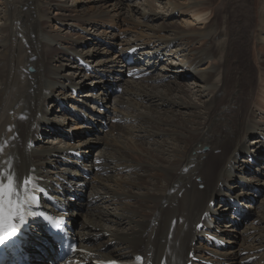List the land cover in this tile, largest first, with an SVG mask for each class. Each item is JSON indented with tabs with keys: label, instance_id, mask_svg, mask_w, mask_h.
<instances>
[{
	"label": "bare ground",
	"instance_id": "1",
	"mask_svg": "<svg viewBox=\"0 0 264 264\" xmlns=\"http://www.w3.org/2000/svg\"><path fill=\"white\" fill-rule=\"evenodd\" d=\"M81 1L0 0V179L8 183L12 175L20 192L24 178L38 175L59 199L56 185L76 193L71 215L80 210L87 219L71 223L81 246L93 254L84 258L88 263L141 254L146 264H185L192 253L218 264H242L250 257H256L252 264H264V103L258 97L264 82H256L264 76V52L255 56L260 65L248 55L252 40L264 47V0ZM52 6H59L54 18ZM178 9L194 12V21L202 23L193 27L177 19ZM207 9L211 14L199 15ZM260 9L256 28L244 24ZM224 14L231 21L219 22ZM51 20L63 29L47 30ZM73 28L80 36L66 31ZM237 29L251 30L238 35ZM222 37L226 47L216 40ZM132 48L138 49L130 66L151 72L144 79L122 78L123 52ZM246 48V55L240 53ZM80 60L93 72L86 73ZM114 81L126 89L109 118L130 123L112 125L104 134L77 116L88 114L99 123L103 112L91 103H107ZM74 89L88 90L76 98ZM56 104L60 114L52 113ZM47 134L53 137L38 143ZM96 144L102 146L96 159H105L102 170L109 174L96 173L79 186L85 179L65 152L88 157ZM261 195V204L252 205ZM228 197L253 211L242 225L233 221ZM200 222L206 229H197ZM208 233L228 247L209 246ZM34 241L37 264H50L55 253L49 240L35 250Z\"/></svg>",
	"mask_w": 264,
	"mask_h": 264
},
{
	"label": "rangeland",
	"instance_id": "2",
	"mask_svg": "<svg viewBox=\"0 0 264 264\" xmlns=\"http://www.w3.org/2000/svg\"><path fill=\"white\" fill-rule=\"evenodd\" d=\"M80 2H83V1H81V0H79ZM172 1H174V2H185V1H196V0H172ZM228 3H234L233 1H236V0H226ZM263 1V0H262ZM106 2H110L109 0H107ZM220 2H221V0H220ZM58 4V3H57ZM84 4H86V2L84 3ZM235 4V3H234ZM236 5V4H235ZM86 6H88L87 4H86ZM58 7L59 6H52V8L51 9H48L50 12H49V15L51 14L52 16H53V18L56 16V13L58 12ZM73 12V13H72ZM72 12H70V13H72V14H75L74 13V11H72ZM211 12H212V9H207V10H204L203 11V13H201V14H199V15H204L205 16V14H211ZM194 13V12H193ZM190 14V15H188V14H186V13H182L181 11H180V9H178L177 10V19H179V20H185V21H188V23L189 24H192V26L193 27H198V25H200L201 23H202V19H200L199 21H194V19H195V15L194 14ZM254 14L255 13H257L256 14V16L254 15V16H252V18H251V21H249V22H247V21H244V24H249L250 25V27L252 26V27H254V26H256V23H257V21H258V16H259V14H263L262 13V10L260 9L259 10V12H253ZM219 14H221V12L219 13ZM192 16V17H191ZM225 16H226V14H224V17H222V16H220L219 15V17H218V21L219 22H221L222 21V18L223 19H226L227 21H231V15H229V16H227L226 18H225ZM49 22H51V23H49ZM193 22V23H192ZM254 22V23H253ZM182 24H184V23H182ZM194 25H196V26H194ZM254 25V26H253ZM46 29L47 30H52V31H55V30H57V27L56 26H58V28H62L63 26L61 25V24H59L58 22H54L53 20H51V21H46ZM50 26H51V29H50ZM254 28H256V27H254ZM63 29V28H62ZM116 29H117V32H119V33H121L122 32V30H120L119 29V27H116ZM138 30H140V27L138 28ZM248 30H251V29H248ZM248 30H246V29H244V30H242V29H237V33H238V35H241V34H243L242 32L243 31H248ZM66 31H69V33H71V34H74V35H76V36H80V33H81V30H79V29H67ZM249 34V33H248ZM224 38L225 37H222V38H220V39H216V40H222V47H226L227 46V41L226 40H224ZM245 40V41H244ZM253 41V40H252ZM249 42L246 38H244L243 39V43H244V45H247L248 44V42H249V44H248V49L250 50H247V48L246 49H244L243 50V52H240V53H245V55H246V52L247 51H249V53H248V55L251 57V58H249V60L250 61H252L253 59H256V63L257 64H259L260 65V63H261V60H260V58H256L255 56H259L260 54H262L263 52H264V47L261 45V42L259 41V40H257V42L255 43V41L254 42ZM211 43V41H208V45ZM254 43V44H253ZM238 44H240L239 42H238ZM251 45V46H250ZM262 46V47H261ZM254 47H256V52H254L253 51V48ZM233 49H237V48H239V46H237V45H233V47H232ZM245 51V52H244ZM261 52V53H260ZM115 53H117V51L115 52ZM255 53V54H254ZM230 56L232 57L233 56V53H231L230 54ZM173 58V60H175V59H177V57L176 56H173L172 57ZM171 63H174L175 64V61H172ZM235 65L236 66H241V64H242V60H236L235 62ZM208 64H210V62L208 63ZM205 65H207V64H205ZM65 71H68V69H65L63 72H65ZM232 72H234L235 74H238V70H235V71H232ZM259 74V71H257V69H256V74ZM261 75V74H260ZM258 78V79H257ZM218 79H219V77H218ZM256 82H258V85L260 84V86H263V85H261V83L262 82H264V76H256ZM187 81V80H186ZM255 81V80H254ZM260 82V83H259ZM257 90H259L258 88H256ZM88 90V89H87ZM264 90V89H263ZM85 92V91H84ZM256 93V92H255ZM79 95H81V94H79ZM197 95V94H196ZM75 96V95H74ZM75 97H77V96H75ZM258 97H259V100L260 101H262L263 103H264V92L263 93H261V94H259L258 95ZM78 98V97H77ZM112 101H113V98H112ZM58 108H59V105L58 104H56L54 107H52L51 108V110H52V113L53 114H55V110L57 111L58 110ZM57 114H60V113H58V111L56 112ZM71 123H68V126L70 125ZM52 137V135H48V136H45V137H43L44 139H50ZM254 138V136H252V137H250V139L252 140ZM77 139V138H76ZM76 139H74V140H76ZM46 145H49V144H46ZM95 149H99V147H96ZM262 161H263V158H262ZM124 176V174L122 175V177ZM117 178H121V176H119V177H117ZM126 187H128V186H126ZM262 197H263V195H261L260 197H259V204L261 203V199H262ZM220 200H216V202H214L215 203V205L219 202ZM133 202V200H131V201H127L126 200V203H132ZM85 219H87V216H86V214H85V212H83L82 214H81V211H80V214L78 215V216H76V220H77V222L78 223H82ZM225 220H227V219H223V221H225ZM110 238V236H105L104 237V239L106 240V239H109ZM109 245H111V246H114L115 245V243H111V244H109Z\"/></svg>",
	"mask_w": 264,
	"mask_h": 264
},
{
	"label": "snow or ice",
	"instance_id": "3",
	"mask_svg": "<svg viewBox=\"0 0 264 264\" xmlns=\"http://www.w3.org/2000/svg\"><path fill=\"white\" fill-rule=\"evenodd\" d=\"M8 183H4L0 179V244L9 240L10 237L17 233L18 228L26 222V218L31 215H37L33 211L34 207H38L36 197L22 196L21 192L16 190L13 184V177H7ZM23 185H33L31 188H24L23 191L41 192L42 189L34 186V178L28 176L23 179ZM43 216V212H39ZM141 259L137 257V260ZM114 264V262H109Z\"/></svg>",
	"mask_w": 264,
	"mask_h": 264
}]
</instances>
